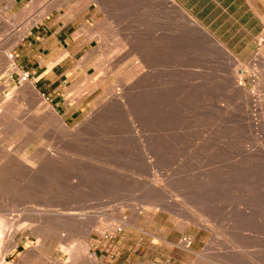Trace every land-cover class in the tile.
Returning a JSON list of instances; mask_svg holds the SVG:
<instances>
[{"label":"rangeland","instance_id":"374dc122","mask_svg":"<svg viewBox=\"0 0 264 264\" xmlns=\"http://www.w3.org/2000/svg\"><path fill=\"white\" fill-rule=\"evenodd\" d=\"M0 264H264V33L238 60L175 0H0Z\"/></svg>","mask_w":264,"mask_h":264},{"label":"crops","instance_id":"0c3cea01","mask_svg":"<svg viewBox=\"0 0 264 264\" xmlns=\"http://www.w3.org/2000/svg\"><path fill=\"white\" fill-rule=\"evenodd\" d=\"M175 1L234 58H251L258 37L264 33V0ZM56 24L53 23L54 26ZM66 27L68 24L65 23L54 29L47 47L54 58L60 55L61 60L54 67L73 58L81 50L79 44L87 43L85 37L77 35L76 31L67 33Z\"/></svg>","mask_w":264,"mask_h":264},{"label":"bare ground","instance_id":"6f19581e","mask_svg":"<svg viewBox=\"0 0 264 264\" xmlns=\"http://www.w3.org/2000/svg\"><path fill=\"white\" fill-rule=\"evenodd\" d=\"M35 22V21H34ZM37 22V21H36ZM193 23V22H192ZM194 24V23H193ZM30 27V26H29ZM19 33V32H18ZM24 33V32H23ZM259 58V57H258ZM8 60V61H7ZM6 61L9 63V65H10V67L12 68L13 67V60H12V58L11 57H7L6 58ZM5 61V63H7ZM256 61H257V59H256ZM235 72V71H234ZM237 75V74H236ZM235 74H234V76H236ZM233 76V77H234ZM238 76V75H237ZM237 79H238V77H237ZM237 81V80H236ZM240 81H241V79H240ZM238 83H239V81H237ZM240 84V83H239ZM26 88L28 89V90H30V92H34V87L32 86V85H30V84H27L26 85ZM36 91V90H35ZM35 95V94H34ZM46 107V106H45ZM52 115H54V114H52ZM62 123V122H61ZM28 219V218H27ZM26 219V220H27ZM29 220V219H28ZM33 222V221H32ZM37 222V221H36ZM39 223H41L40 222V220H39ZM201 225V224H200ZM6 232V231H5ZM13 233H5V235H6V237H5V242H6V244H10V245H12V246H16V244L13 242V240H12V238H13V235H12ZM3 239H4V237H3ZM3 241V240H2ZM12 248V247H11ZM62 249V248H61ZM82 253V252H81ZM83 254V253H82ZM84 255V254H83ZM80 256V255H79ZM79 256L78 255H76V254H73L72 255V258H73V262H77L78 260H79ZM43 258V257H42ZM71 259V258H70ZM82 259V258H81ZM95 259V258H94ZM94 259L93 258H91V259H88L90 262H92V261H94ZM43 261V260H42ZM44 261H46V260H44ZM43 261V262H44ZM55 261V260H54ZM58 261V260H57ZM96 261V260H95ZM47 262V261H46ZM58 263V262H57ZM60 263V262H59ZM64 263V262H63Z\"/></svg>","mask_w":264,"mask_h":264},{"label":"built area","instance_id":"2783aa9c","mask_svg":"<svg viewBox=\"0 0 264 264\" xmlns=\"http://www.w3.org/2000/svg\"><path fill=\"white\" fill-rule=\"evenodd\" d=\"M27 76H28L27 74L24 76V80L27 78Z\"/></svg>","mask_w":264,"mask_h":264}]
</instances>
